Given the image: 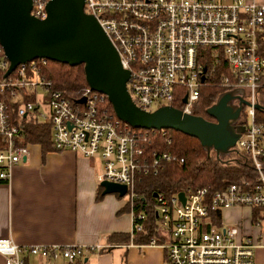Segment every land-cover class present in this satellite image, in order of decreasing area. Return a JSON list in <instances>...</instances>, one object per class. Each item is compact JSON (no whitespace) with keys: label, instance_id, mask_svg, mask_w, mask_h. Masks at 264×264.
<instances>
[{"label":"built area","instance_id":"obj_1","mask_svg":"<svg viewBox=\"0 0 264 264\" xmlns=\"http://www.w3.org/2000/svg\"><path fill=\"white\" fill-rule=\"evenodd\" d=\"M30 1V16L45 19L51 0ZM84 12L96 19L116 49L121 67L129 72L127 92L141 110L152 112L181 100L179 110L193 115L200 89L218 71L223 72L218 83L223 92L242 90L239 96L247 103L237 122L243 132L234 146L249 166L247 177L226 180L214 192L209 187L187 188L181 191L184 203L178 198L180 192L169 198L157 194L154 215L165 241L145 245L162 248L164 264H264L258 258L259 251H264V125L257 121L255 109L264 88V4L255 0H84ZM207 50L209 69L203 64ZM46 62L19 64L5 76L10 62L0 45V181L8 182L13 169L28 157L31 145L25 143V121L50 126L55 151L99 158L102 170L96 182L126 186L132 240L143 231L146 220L137 210L136 183L157 175L166 165L184 163V158L153 150L156 138L166 137V130L133 129L115 117L105 95L87 88L70 100L46 77ZM82 98L85 102L77 104ZM232 209L251 211L254 235L223 224V212ZM110 248L100 244L17 246L0 240L5 264H25V257L47 264H74L88 253Z\"/></svg>","mask_w":264,"mask_h":264},{"label":"water","instance_id":"obj_2","mask_svg":"<svg viewBox=\"0 0 264 264\" xmlns=\"http://www.w3.org/2000/svg\"><path fill=\"white\" fill-rule=\"evenodd\" d=\"M30 10V0H0V45L10 62L5 76L19 64L37 59L70 67L83 66L88 88L105 95L115 117L133 129L172 130L195 138L207 156H214L220 163L229 164L224 159L239 154L234 146L243 127L237 122L243 106L247 105L241 97L242 90L218 95L214 104L205 110L212 121L183 114L173 106L152 112L141 110L131 101L126 89L129 72L121 67L116 49L96 19L84 12V0H51L43 20L30 16ZM204 81L203 76L201 82ZM84 102V98L76 101L77 104ZM255 109L264 112L258 103ZM100 187L103 195L123 198L127 193L126 186L107 181L101 182ZM178 198L185 202L183 192Z\"/></svg>","mask_w":264,"mask_h":264},{"label":"crops","instance_id":"obj_3","mask_svg":"<svg viewBox=\"0 0 264 264\" xmlns=\"http://www.w3.org/2000/svg\"><path fill=\"white\" fill-rule=\"evenodd\" d=\"M255 1L264 4V0ZM101 170L99 158L66 151L47 153L43 159L41 147L31 145L28 157L13 169L8 182L0 181V240L17 246H111L105 253L86 254V264H164L160 247L108 241L110 236H130L132 217L121 198L102 194L95 180ZM222 222L246 234L251 211L227 210ZM24 260L25 264H47L34 257ZM0 264H5L2 256Z\"/></svg>","mask_w":264,"mask_h":264},{"label":"trees","instance_id":"obj_4","mask_svg":"<svg viewBox=\"0 0 264 264\" xmlns=\"http://www.w3.org/2000/svg\"><path fill=\"white\" fill-rule=\"evenodd\" d=\"M210 55V50H207L203 61L204 66H207L208 69L211 60ZM44 73L52 82L53 87L65 92L66 97L70 100H75L88 88L83 66L70 67L47 61ZM222 73V71H218L208 76L205 85L200 89L199 99L193 107V115L208 118L205 110L213 105L218 95L224 91L218 84ZM260 93L264 95V88ZM259 104L264 107L263 103ZM173 107L178 110L181 109V100H176L173 103ZM110 108L112 110L111 106ZM256 119L264 125V112L257 111ZM25 124V143L39 145L43 159L47 153L57 152L52 147L50 141V126L36 125L33 121H25ZM168 139L171 140L169 143L167 142ZM152 148L153 150L176 154L184 158V163L166 165L157 175L143 177L136 183L135 190L140 196L137 210L146 215L143 231L136 233L132 240L129 235L110 236L108 238L109 242L148 244L151 240H155L157 244H161L165 241L158 230L154 215V194H160L169 198L187 188L196 187H209L214 192L220 189L226 180L239 181L247 177V168L249 166L243 155H232V160L225 158L224 161L229 164L220 163L215 160L214 156H207L197 139L179 132L167 130L166 137L156 138V142ZM109 250L101 253L108 252ZM74 264L86 263L84 259H78Z\"/></svg>","mask_w":264,"mask_h":264},{"label":"rangeland","instance_id":"obj_5","mask_svg":"<svg viewBox=\"0 0 264 264\" xmlns=\"http://www.w3.org/2000/svg\"><path fill=\"white\" fill-rule=\"evenodd\" d=\"M223 2V1H222ZM223 3H225V2H223ZM258 102L259 103H263L264 104V95L262 94V93H259V95H258ZM154 110V109H153ZM121 200H123L124 202H125V198L123 197V198H121ZM245 216H247L248 217V213H245L244 214ZM227 225V224H226ZM230 226H232V225H230ZM262 229V231H264V223L262 224V227H261ZM249 233V232H248ZM256 232L253 230V229H251L250 230V234H252V235H254ZM260 253H258V258L260 259V260H263L264 259V251H259Z\"/></svg>","mask_w":264,"mask_h":264},{"label":"flooded vegetation","instance_id":"obj_6","mask_svg":"<svg viewBox=\"0 0 264 264\" xmlns=\"http://www.w3.org/2000/svg\"><path fill=\"white\" fill-rule=\"evenodd\" d=\"M205 119H207V120H209V121H212V119L210 118L209 119V117L207 118V117H205ZM230 158V160H232V156L231 157H229Z\"/></svg>","mask_w":264,"mask_h":264}]
</instances>
